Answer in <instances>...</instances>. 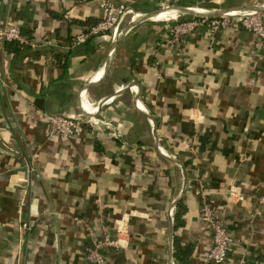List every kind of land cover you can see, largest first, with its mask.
<instances>
[{
    "label": "crops",
    "instance_id": "0c3cea01",
    "mask_svg": "<svg viewBox=\"0 0 264 264\" xmlns=\"http://www.w3.org/2000/svg\"><path fill=\"white\" fill-rule=\"evenodd\" d=\"M102 1L0 0V25L18 26L36 43L0 52V264H91L88 249L103 228L112 238L123 230L126 242L120 251L102 250L105 264H179L175 235L191 247L190 264H213L202 196L234 240L224 264L264 260V49L257 52V36L203 27L171 47L175 20L159 17L158 0H111L127 7L118 32L75 45L103 18ZM241 5L264 0L178 6ZM83 112L98 124L79 137L49 138L46 116L82 119ZM178 163L189 185L171 250L169 212L184 187ZM24 223L32 227L23 233Z\"/></svg>",
    "mask_w": 264,
    "mask_h": 264
},
{
    "label": "built area",
    "instance_id": "2783aa9c",
    "mask_svg": "<svg viewBox=\"0 0 264 264\" xmlns=\"http://www.w3.org/2000/svg\"><path fill=\"white\" fill-rule=\"evenodd\" d=\"M164 9L178 6L182 0H158ZM103 18L91 26L87 32L79 35L75 40V45L85 44L90 38L97 37L107 33H117L122 17L127 12V7L119 5L111 0H103L101 3ZM131 12V11H130ZM133 14V12H131ZM177 15L173 18L175 23L170 27L169 45L176 47L181 45L184 39L191 33L205 27L212 34L220 31L237 27L255 34L258 38L256 44L257 52L264 49V13L233 11L213 18L193 17L184 21L178 20ZM136 18V16H133ZM170 20V19H168ZM6 43H18L22 45L36 46V43L26 39L21 29L16 25H0V52ZM45 45H51L50 41L44 42ZM98 108H96V111ZM91 116L93 112H88ZM48 123V136L54 138L62 136L67 138L79 137L83 134L88 125H96L98 121L94 118L73 119L63 115L46 116ZM23 194H25L23 192ZM242 197V196H241ZM259 206L264 210V195L258 199ZM24 201L22 205H24ZM201 220L212 237V247L207 254V262L213 264H224L229 257V253L234 246V240L230 236L225 222L223 221L218 208L209 202L204 196L201 200ZM76 223L82 224V220H76ZM28 223L22 224V231L31 230ZM124 231L119 229L116 238H112L109 231L103 228L101 241H97L92 248L88 249L87 259L91 264H105L103 249L111 248L120 251L126 245ZM235 264H264V260L250 262L246 258H240Z\"/></svg>",
    "mask_w": 264,
    "mask_h": 264
},
{
    "label": "water",
    "instance_id": "95a60500",
    "mask_svg": "<svg viewBox=\"0 0 264 264\" xmlns=\"http://www.w3.org/2000/svg\"><path fill=\"white\" fill-rule=\"evenodd\" d=\"M167 10L170 11V12L177 13V14H183V15L192 16V17L213 18V17L221 16V15L226 14V13L233 12V11L264 13V6L241 5V6H237V7H229V8H223V9L213 10V11H204V10H202L203 11L202 13L201 12H197L196 9H194V8H186V7H183V6H174V7H171L169 9L161 10L160 13H162L164 11H167ZM160 13L157 12V13L146 14L145 16H142L137 22H134L131 25V28L136 26L138 23L143 22V21H145V20H147V19H149V18H151L153 16H156L157 14H160ZM111 98H112V96L107 97L105 100H103L102 106L106 105L107 102ZM83 116L86 117V118H94V116H91L90 114H87L85 112H83ZM146 116L153 121V119L149 115H146ZM155 134H156V131L154 130V136H155ZM179 165L182 167V170H183L184 187H183V190H182L179 198L173 203V205L171 207V210L169 212L170 216H171V222H170V244H171V250H172V245H173V231H174L173 219H172L173 210L175 209V207L185 197L186 192H187V188H188V185H189V177H188L187 171H186V169L184 168V166L182 164H179Z\"/></svg>",
    "mask_w": 264,
    "mask_h": 264
},
{
    "label": "trees",
    "instance_id": "16d2710c",
    "mask_svg": "<svg viewBox=\"0 0 264 264\" xmlns=\"http://www.w3.org/2000/svg\"><path fill=\"white\" fill-rule=\"evenodd\" d=\"M189 1H195V0H189ZM185 17H187V16H185ZM191 18H192V16H191ZM186 19H189V18H182L181 21H184ZM89 28H87L84 31V33L87 32ZM76 38H74V39L76 40ZM26 46L28 47L29 45H22V44H18V43H6L5 44V48L9 49L11 52H14L18 49H22L24 47L26 48ZM185 212H186V207L184 204V200H182L178 204L177 210L174 214L175 231H177L178 228H180L184 225L183 216H184ZM192 252L193 251H192L190 246L189 247L188 246H181L179 237L175 235V237H174V258H175V260L179 264H190L189 257L191 256Z\"/></svg>",
    "mask_w": 264,
    "mask_h": 264
},
{
    "label": "bare ground",
    "instance_id": "6f19581e",
    "mask_svg": "<svg viewBox=\"0 0 264 264\" xmlns=\"http://www.w3.org/2000/svg\"><path fill=\"white\" fill-rule=\"evenodd\" d=\"M196 11L197 12H203L202 11V9H196ZM164 12H168V13H164ZM164 12H162L161 14H160V16L159 17H163V16H165L166 14H169V15H167V16H165L164 18H167V17H170V18H174L175 16H176V13H174V12H170V11H164ZM158 17V16H157ZM168 19V18H167Z\"/></svg>",
    "mask_w": 264,
    "mask_h": 264
},
{
    "label": "rangeland",
    "instance_id": "374dc122",
    "mask_svg": "<svg viewBox=\"0 0 264 264\" xmlns=\"http://www.w3.org/2000/svg\"><path fill=\"white\" fill-rule=\"evenodd\" d=\"M195 9H197L196 7H194ZM198 9H203L201 6L198 8ZM164 13H168V12H164ZM178 16H181V15H177V17ZM168 19H170V20H172L170 17H167ZM181 18H186V17H184V16H181Z\"/></svg>",
    "mask_w": 264,
    "mask_h": 264
}]
</instances>
